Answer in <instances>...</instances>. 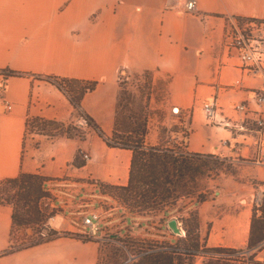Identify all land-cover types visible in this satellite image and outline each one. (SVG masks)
Wrapping results in <instances>:
<instances>
[{
  "label": "crops",
  "instance_id": "0c3cea01",
  "mask_svg": "<svg viewBox=\"0 0 264 264\" xmlns=\"http://www.w3.org/2000/svg\"><path fill=\"white\" fill-rule=\"evenodd\" d=\"M181 3L0 0V181L20 172L44 176L43 189L49 197L43 205L54 210L47 220L53 231L78 233L81 217L96 209L99 201L114 204L115 198L99 185H126L131 151L105 141L115 120L117 78L150 71L164 81L165 114L175 116L179 124L185 120L186 151L223 155L232 164L244 163L249 174L254 170L256 183L246 182L240 188L234 175L221 177L214 198L184 202L195 210L205 244L247 247L254 194L264 182V168L248 158L255 152L257 138L264 140V131L248 123L246 129L233 128L241 120L231 105L246 100L251 89L263 88L264 77L242 70L235 52L225 47L224 36L227 28L245 18L264 19V0H197L201 17L181 12ZM57 77L97 82L83 96L81 114L53 83ZM210 97L219 117L231 118L222 120L230 127L205 120L201 105ZM2 99L10 102V109H5ZM172 106L182 114H173ZM81 116L91 118L100 133L85 125L82 139L26 136L29 118L65 125ZM234 142L241 143L239 151L230 150ZM156 143L146 135L145 145ZM79 151L88 152L90 159L75 162ZM119 209L124 208L108 210ZM11 210V205H0V252L9 248ZM241 222L247 230L239 229ZM96 256L94 243L69 235L0 254V264H95Z\"/></svg>",
  "mask_w": 264,
  "mask_h": 264
},
{
  "label": "rangeland",
  "instance_id": "374dc122",
  "mask_svg": "<svg viewBox=\"0 0 264 264\" xmlns=\"http://www.w3.org/2000/svg\"><path fill=\"white\" fill-rule=\"evenodd\" d=\"M117 80L122 89L129 95H126L124 99H127V106L132 111L131 116L139 120H146L148 140L156 141L155 146L170 147L177 151V154L191 157L192 153L186 151L184 145L185 120H181L179 124L175 120V116L166 115L164 112L163 106L166 98L164 81L154 78L150 71L129 74L128 77H126V74H121ZM76 112L81 114L79 109ZM124 116L126 115L121 114L118 116V128L122 125L121 120H124ZM81 118L85 120V116H81ZM71 123L80 126L78 127L79 132L85 137V132H87V129H85L87 128L85 127L86 123L78 122V120H73ZM48 129L52 133L55 131L51 127H48ZM33 133H37V130L29 127L27 138H30ZM199 154V159L208 161L209 169L206 176L197 178L193 184L190 183L192 193L172 200L170 205H162L149 212H131L116 198L113 191L104 190L99 185L104 192H109L108 194L115 198V202L113 201L114 204H112L108 201H99L98 206H96V209L100 212V227L102 230L98 236L88 237L86 235L87 228L82 224H79L78 233L75 234L66 231H53L47 225V220L51 217V214L50 217L47 215V213H50V208L47 206L42 207L43 212L48 216L47 220L36 225L35 229L12 225L9 248L3 250L0 254L70 235L82 242H92L96 245L95 264H147L149 259L146 256L159 251L171 254L175 264H179V262L181 264H264V250L259 247L263 239L256 245L246 248L209 246L201 240L198 233L199 221L197 214L195 210L185 207L184 202L189 200L203 202L214 198L213 192L217 190L218 187L215 186H219L218 180L221 177L227 178L234 175L233 178H236L238 183L241 184L240 188H244L243 185L246 182L256 183V176L252 175L255 174L253 169V173L249 174L250 171L245 168L246 166L241 161L232 164L229 158L223 155ZM81 155L82 153L79 151L76 158L77 162L84 161ZM89 182L91 181L89 180ZM260 185L264 188V182ZM262 200L264 201V197ZM118 205H121L124 209L108 210ZM213 208L216 209L218 206ZM122 210H125V212ZM256 214L259 216L260 212L256 211ZM170 218H176L178 221L182 229L181 235L172 233L166 226L167 220ZM228 220L230 226L231 219ZM196 221L197 226L195 225ZM40 227L46 229L40 232L38 230ZM187 228H191L192 237L198 236V248L191 245L192 240L190 238H185ZM246 228L245 224L241 222L239 229L243 231L247 230Z\"/></svg>",
  "mask_w": 264,
  "mask_h": 264
},
{
  "label": "trees",
  "instance_id": "16d2710c",
  "mask_svg": "<svg viewBox=\"0 0 264 264\" xmlns=\"http://www.w3.org/2000/svg\"><path fill=\"white\" fill-rule=\"evenodd\" d=\"M53 83L62 89L70 102L77 110L85 93L92 91L97 82L76 78L57 77L52 78ZM127 92L120 86L117 92L115 108V120L110 135V146L125 148L131 151L129 175L126 185L102 184V188L113 191L116 198L131 212H149L162 205H170L178 197L192 193L190 183H195L197 178L206 176L208 161L199 159V153H192L191 157L177 154L170 147L145 145L147 134L146 120H139L131 116V109L127 106ZM124 100V101H122ZM125 114L123 123L118 128L117 119ZM138 119V120H137ZM86 126L100 133L93 120L85 116ZM36 129L37 133L49 136L59 135L67 138H80L84 136L79 132L80 126L73 123H63L47 120L40 117L29 118L25 121L28 128ZM55 129L54 133L48 129ZM122 133V134H121ZM77 156L75 157V162ZM46 178L39 174L20 172L13 178H5L0 181V205H11L10 213L13 225L32 227L47 220L43 212V199L49 197V193L43 189ZM109 193V192H106ZM256 211L260 212L257 216ZM195 215V213H194ZM197 226V221L195 223ZM46 228L40 227L43 232ZM46 232V231H45ZM47 233V232H46ZM185 238L192 240L191 245L199 247L198 236L192 237L191 228L186 229ZM264 238V201L253 205L250 231L247 247H252ZM147 264H175L171 254L165 251L154 252L146 256ZM179 259V258H178ZM181 264V262H179Z\"/></svg>",
  "mask_w": 264,
  "mask_h": 264
},
{
  "label": "built area",
  "instance_id": "2783aa9c",
  "mask_svg": "<svg viewBox=\"0 0 264 264\" xmlns=\"http://www.w3.org/2000/svg\"><path fill=\"white\" fill-rule=\"evenodd\" d=\"M180 11L191 16L201 17L197 8V0H182ZM224 44L230 50H233L239 60L242 62V70L247 73H256L264 77V19L255 16L241 20L235 26L227 28L224 36ZM239 82H234V84ZM5 109H10L11 104L7 100H1ZM252 103V105L250 104ZM235 113L238 114L239 123L232 124L233 128L246 129L245 123L253 125L258 130L264 131V87L258 90L251 89L247 95V99L231 105ZM201 111L205 120L209 123L223 124L230 127V122L222 120H231L228 117H219L218 107L213 97L203 101ZM171 112L180 116L181 110L177 106L171 107ZM220 120V121H218ZM105 141L111 142L106 137ZM227 144L226 140L222 141ZM229 146V141L228 144ZM240 142H234L230 150L239 151ZM82 159L87 161L90 159L88 152H82ZM249 162L255 166L264 168V140L257 138L255 152L252 157L248 158ZM264 197V188L260 185L254 194L255 205H259ZM100 212L97 209L89 211L81 217V224L87 228L86 235L90 238L100 234ZM264 250V238L259 244Z\"/></svg>",
  "mask_w": 264,
  "mask_h": 264
},
{
  "label": "water",
  "instance_id": "95a60500",
  "mask_svg": "<svg viewBox=\"0 0 264 264\" xmlns=\"http://www.w3.org/2000/svg\"><path fill=\"white\" fill-rule=\"evenodd\" d=\"M78 122H82L85 124V120L82 119H78ZM166 226L168 227V229L174 233V234H178L181 235L182 233V229L178 223V221L176 220V218H170L167 220Z\"/></svg>",
  "mask_w": 264,
  "mask_h": 264
}]
</instances>
